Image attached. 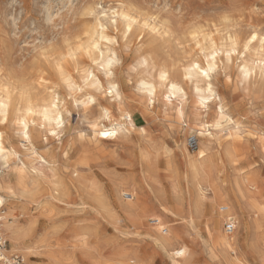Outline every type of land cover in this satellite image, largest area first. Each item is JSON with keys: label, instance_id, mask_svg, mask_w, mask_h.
<instances>
[{"label": "rangeland", "instance_id": "1", "mask_svg": "<svg viewBox=\"0 0 264 264\" xmlns=\"http://www.w3.org/2000/svg\"><path fill=\"white\" fill-rule=\"evenodd\" d=\"M254 33L260 38L251 42ZM263 38L264 0H0V94L10 93L14 105L8 122L0 116L6 148L15 151L8 166L0 163V182L15 191L7 195L0 189L13 212L1 222L8 254L29 264H175L152 241L153 204L148 201L141 223L127 218L121 205L129 202L130 187L142 186L148 176L168 193L174 184L182 197H195L182 180L179 146L194 155L187 141L196 135L198 151L211 148L205 137L181 124L176 108L181 102L187 109L199 107L196 81L187 82L183 73L194 63L205 67L214 50L218 62L210 82L217 105L201 108L216 123L222 107L223 127L235 135L215 134L235 148L236 163L220 169L219 176L230 190L234 175H243L264 198V78L257 70L248 80L241 67L243 62L264 66ZM114 54L119 63L107 76L98 62ZM162 71L172 73L185 99L170 94L160 80ZM143 80L157 86L154 99L140 86ZM96 81L99 87L93 86ZM52 102L62 111V125L49 126L35 115L31 142L22 139L16 109L24 115L29 105L39 109ZM113 123L124 124L123 133L101 135L111 133ZM169 206L184 213L172 200ZM209 216L207 205L201 232ZM14 221L33 228L36 249H24L31 244L28 237L20 250H12L6 228ZM181 223L169 224L180 230L191 253L181 264H211L196 233Z\"/></svg>", "mask_w": 264, "mask_h": 264}, {"label": "bare ground", "instance_id": "2", "mask_svg": "<svg viewBox=\"0 0 264 264\" xmlns=\"http://www.w3.org/2000/svg\"><path fill=\"white\" fill-rule=\"evenodd\" d=\"M124 18L129 20L126 15ZM131 26V23L128 22L127 31L131 30ZM249 37L251 42L260 38L256 33ZM253 37H255V39H253ZM260 40L264 42V38ZM238 41L233 40L232 44L237 45ZM240 46H242L241 43ZM231 56H228V59H230ZM113 57L117 60L115 54L111 58ZM143 61L145 64H147L146 59ZM205 61H207L205 67H201L200 64L194 63L186 68L183 73V76L187 82L196 81L194 90L196 91L198 102L197 106L199 107L196 109H187L185 102H181V104L176 108V117L181 122V124H185L189 129L195 130L199 137H205L208 141V146L211 148V151L209 152L200 149L199 151H195L194 155H190L188 154L185 146H179L180 162L185 169V175L182 180L186 188L192 187L194 189L195 197L193 199H186L185 197H182V189H180L179 186L172 184L168 189L170 190L169 199L168 191L166 192V189L165 191L162 190L158 183L155 182L153 178L148 176L144 178V184L142 186L137 187L134 185L130 187V189H132V195L130 194L131 198L129 199L128 203L121 205L122 207H120L124 215L132 222L134 221L136 223H141L146 221L147 214L144 211L148 201L153 204L157 213L155 215L157 226L154 228H149V232L155 234L154 236H151L153 237L152 241L162 250H164L165 254L168 255L169 258H172L175 264H181L182 262L189 261L191 256V253L188 251L187 247L181 242L180 230L169 225L171 222L178 220L182 222L181 224L185 231L196 233L198 239L197 246L203 251L205 258L211 264H264V198L259 194L260 191H255L254 187L250 185L251 181L249 182L248 178L243 175H234L231 181L232 187L230 190L225 188L222 178L219 176L220 169H227V165L234 166L236 163L234 160L235 148L228 144L224 146L222 143L224 139L220 140L218 138L219 136L215 138V134L221 133L224 130H228V139L235 138V135H233L231 132V128L224 129L223 127L222 118L225 116V114L222 107H220L219 111H217L219 120L217 119L218 121L216 123H211L208 120V115H203L201 107H208L210 105L209 102L217 105L215 100V91L210 82L211 76L213 75L212 73H215L217 68V50H214L210 54L206 55ZM106 62L107 60L104 61V63ZM115 64H113L112 67H114ZM194 65H199L201 71H197L193 67ZM209 66H212L213 70L209 72L208 76H204L202 71L207 70ZM112 67L109 69V71H111ZM241 67L243 75H245L247 78L251 76L252 73L256 75L257 70L264 78V66L262 67V65L253 67L247 62H243V66ZM189 69H192V71L190 72ZM162 74L164 75L163 80L161 79ZM171 75L172 73L170 74L168 71H162L160 73V80L166 87H168L170 94L185 99L186 93L184 89L171 79ZM200 82H203L205 85L201 87ZM140 84L147 96H149L151 99L156 97L157 86L153 82L143 80V82ZM209 88H211V90H209ZM112 89L115 91V95H117L119 99L120 95L116 86H113ZM13 110L14 105L11 94L8 92H2L0 94V116L4 122L9 121L11 112ZM61 112L56 102H52L51 104L39 109L33 105H29L26 107L24 115H20V109L17 108L15 123L18 127L21 138L28 143L31 142L32 132L34 131V127L31 124L34 122L33 119L35 115L41 116L40 118L43 119L42 121H45L49 126L54 124L59 126L62 125L63 121ZM126 117L130 119L131 126H133L131 116L126 114ZM57 120L61 121L59 125L57 124ZM217 124H219L218 127ZM106 127L108 126L105 125L104 128ZM110 127V132H115V135L112 136L118 137L123 133L124 124L122 123H113L110 125ZM98 129L96 130V133L100 132ZM238 132H240V130ZM217 150H219V153ZM14 152L6 148L5 137L3 133L0 132V163L4 166H8L15 154ZM0 189L4 190L7 195H12L15 193L13 187L3 180L0 182ZM123 190L126 189L122 188L121 191ZM25 192H27V190ZM114 193L118 197L119 190L117 189V193ZM169 200H172L176 204L177 208L183 209L184 213H175L173 208L169 206ZM6 203L7 202L5 198L1 196L0 231L3 236V226L1 227V222L6 221V214L10 213L11 216V213H13L10 210L7 211ZM207 205L210 206V216L206 221L203 232H201L199 227L201 224V219L204 217V207ZM223 207L226 208L224 212L221 211ZM166 220H170V222H166ZM229 221L234 223L236 227L235 232L231 235L227 234L223 227V224ZM6 229L9 233L7 238L11 242L13 251L20 250L24 245L23 240L28 237H31L32 241L30 246L24 247V249L26 251L36 249L34 230L30 225H22L19 222L14 221L10 222ZM165 230L166 233H164ZM180 252L183 254L177 255V253ZM11 255L8 254V256ZM0 264L7 263L1 262ZM25 264L29 263L25 261Z\"/></svg>", "mask_w": 264, "mask_h": 264}, {"label": "built area", "instance_id": "3", "mask_svg": "<svg viewBox=\"0 0 264 264\" xmlns=\"http://www.w3.org/2000/svg\"><path fill=\"white\" fill-rule=\"evenodd\" d=\"M187 147L190 151H193V152L198 150V148H199L198 137L196 135L189 137V139L187 141ZM125 196L129 199L131 198L130 194L125 195ZM225 210H226L225 207H223L221 209L222 212H224ZM150 225L156 226L157 221L151 220ZM224 229H225V232L227 234L231 235L235 232L236 227H235L234 223L229 221L225 224ZM164 233H166V230L164 231ZM7 242L8 241L4 238V236L2 235V233L0 231V263L6 262L7 264H25L24 258L19 256V255L8 256Z\"/></svg>", "mask_w": 264, "mask_h": 264}, {"label": "snow or ice", "instance_id": "4", "mask_svg": "<svg viewBox=\"0 0 264 264\" xmlns=\"http://www.w3.org/2000/svg\"><path fill=\"white\" fill-rule=\"evenodd\" d=\"M101 39H104V37L102 36ZM253 39H255V37H253ZM109 42H111V41H109ZM96 47L98 48L99 46L96 45ZM229 55H231V53H229ZM101 56H103V53H101ZM213 59H214V57H213ZM98 63H99V66H100L102 69L105 70V74H106L107 76H111L112 73H111V71H109V69L112 67L113 64H115V63H119V61L116 60V59L113 57V58L108 59L106 63H104L103 60L99 61ZM193 67H194L197 71H201L199 65H194ZM212 70H213V67H212V66H209V68H208L207 70H203V71H202V74H203L204 76H208L209 72L212 71ZM189 71L191 72L192 69H189ZM89 76H91V73H89ZM92 78L95 79L94 77H92ZM161 79H162V80L164 79V75H163V74L161 75ZM93 86L99 87V81H96V83H95ZM209 90H211V88H209ZM109 94H111V89L109 90ZM106 115H107V113L105 112V116H106ZM46 118H47V117H46ZM60 123H61V121H60V120H57V124L59 125ZM218 126H219V124H217V127H218ZM52 135H56V133L53 132ZM101 135H103V136L115 135V132H111V133H109V132H102ZM182 254H183L182 252L177 253V255H182Z\"/></svg>", "mask_w": 264, "mask_h": 264}]
</instances>
